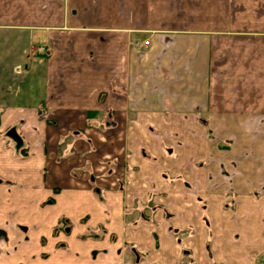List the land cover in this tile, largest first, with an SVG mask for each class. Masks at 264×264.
<instances>
[{
	"label": "crops",
	"instance_id": "0c3cea01",
	"mask_svg": "<svg viewBox=\"0 0 264 264\" xmlns=\"http://www.w3.org/2000/svg\"><path fill=\"white\" fill-rule=\"evenodd\" d=\"M263 262L264 0H0V264Z\"/></svg>",
	"mask_w": 264,
	"mask_h": 264
},
{
	"label": "rangeland",
	"instance_id": "374dc122",
	"mask_svg": "<svg viewBox=\"0 0 264 264\" xmlns=\"http://www.w3.org/2000/svg\"><path fill=\"white\" fill-rule=\"evenodd\" d=\"M257 123H258L259 126L261 125V122H255V124H257ZM200 124L203 125L202 122H200ZM209 137H211V135H209ZM230 144H231L230 141H226V142H222L221 143L222 146H228ZM164 173L168 174L167 172H164ZM164 173L162 174L163 178H162V176L160 174H158V179L157 180H162V179L165 180L167 175H165ZM155 183L154 184H147L146 183V185H144L145 187L149 188L148 191H150L153 194V196L151 195L152 196L151 200L148 201L149 203L146 205V209H143V213L145 214V216H143L142 219L147 218L149 215H153V214H150V213H155V210L162 211L163 217H165V219L168 218V216H167V212L168 211L166 209V196H165L164 193L155 194V192L153 191L154 190L153 188L156 187ZM160 206L162 207L161 210L158 209ZM163 208H164V210H163ZM152 211H154V212H152ZM165 211H167V212H165ZM150 218H152V217L150 216ZM135 219H138V217H136ZM139 219H141V218H139ZM262 264H264V262Z\"/></svg>",
	"mask_w": 264,
	"mask_h": 264
},
{
	"label": "water",
	"instance_id": "95a60500",
	"mask_svg": "<svg viewBox=\"0 0 264 264\" xmlns=\"http://www.w3.org/2000/svg\"><path fill=\"white\" fill-rule=\"evenodd\" d=\"M7 136L10 137L16 144L17 147H19L21 145V142H20V139L19 137L15 134V131L14 130H10L8 133H7Z\"/></svg>",
	"mask_w": 264,
	"mask_h": 264
},
{
	"label": "built area",
	"instance_id": "2783aa9c",
	"mask_svg": "<svg viewBox=\"0 0 264 264\" xmlns=\"http://www.w3.org/2000/svg\"><path fill=\"white\" fill-rule=\"evenodd\" d=\"M149 45V42L147 40L143 41L140 46L141 47H147Z\"/></svg>",
	"mask_w": 264,
	"mask_h": 264
}]
</instances>
